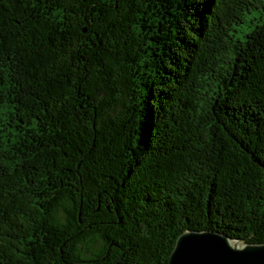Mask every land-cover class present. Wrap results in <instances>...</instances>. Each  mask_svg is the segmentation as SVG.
<instances>
[{"label": "trees", "instance_id": "trees-1", "mask_svg": "<svg viewBox=\"0 0 264 264\" xmlns=\"http://www.w3.org/2000/svg\"><path fill=\"white\" fill-rule=\"evenodd\" d=\"M186 231L264 244V0H0V264Z\"/></svg>", "mask_w": 264, "mask_h": 264}, {"label": "water", "instance_id": "water-1", "mask_svg": "<svg viewBox=\"0 0 264 264\" xmlns=\"http://www.w3.org/2000/svg\"><path fill=\"white\" fill-rule=\"evenodd\" d=\"M168 264H264V244H245L217 232L186 231Z\"/></svg>", "mask_w": 264, "mask_h": 264}]
</instances>
